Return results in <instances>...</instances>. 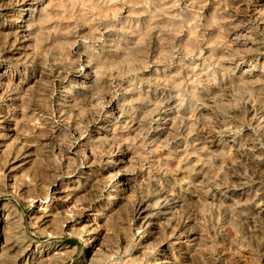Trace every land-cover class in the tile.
Here are the masks:
<instances>
[{
	"label": "rangeland",
	"instance_id": "obj_1",
	"mask_svg": "<svg viewBox=\"0 0 264 264\" xmlns=\"http://www.w3.org/2000/svg\"><path fill=\"white\" fill-rule=\"evenodd\" d=\"M0 264H264V0H0Z\"/></svg>",
	"mask_w": 264,
	"mask_h": 264
},
{
	"label": "bare ground",
	"instance_id": "obj_2",
	"mask_svg": "<svg viewBox=\"0 0 264 264\" xmlns=\"http://www.w3.org/2000/svg\"><path fill=\"white\" fill-rule=\"evenodd\" d=\"M159 213V212H158ZM6 246V245H5Z\"/></svg>",
	"mask_w": 264,
	"mask_h": 264
}]
</instances>
